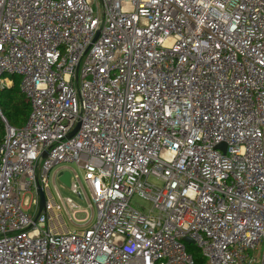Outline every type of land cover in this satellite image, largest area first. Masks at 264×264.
<instances>
[{"label": "built area", "instance_id": "2783aa9c", "mask_svg": "<svg viewBox=\"0 0 264 264\" xmlns=\"http://www.w3.org/2000/svg\"><path fill=\"white\" fill-rule=\"evenodd\" d=\"M14 77L0 264H264V0H0Z\"/></svg>", "mask_w": 264, "mask_h": 264}, {"label": "trees", "instance_id": "16d2710c", "mask_svg": "<svg viewBox=\"0 0 264 264\" xmlns=\"http://www.w3.org/2000/svg\"><path fill=\"white\" fill-rule=\"evenodd\" d=\"M0 107L7 122L15 127L20 128L27 122L31 111L29 100L20 90V79L14 77V84L0 93ZM5 136V123L0 117V144ZM187 250L193 255L195 264H202L204 257L200 250L194 244H186Z\"/></svg>", "mask_w": 264, "mask_h": 264}, {"label": "rangeland", "instance_id": "374dc122", "mask_svg": "<svg viewBox=\"0 0 264 264\" xmlns=\"http://www.w3.org/2000/svg\"><path fill=\"white\" fill-rule=\"evenodd\" d=\"M94 8L95 10H97V4L96 2L94 3ZM71 167L75 168L77 170V173L79 175V177L81 178V180H83V170L82 168L78 167L76 164H72ZM76 178L73 177V180H75ZM58 187H59V190L61 192V195L63 197H71L73 198V200L80 206V208H88L89 210L90 209V206L88 204V201L86 200L85 197L83 198H80L74 191H72L69 186H67L66 184H64L61 180H58ZM52 187H53V190L54 192L56 193V190L52 184ZM57 195V193H56ZM58 196V195H57ZM59 199V197H58ZM132 204L138 208H140L141 206H144V207H148L150 208L151 205L150 203H148V201L138 197V196H134V198L132 199ZM69 226L74 229V225L69 221ZM195 245V244H194ZM264 249V244L261 245V248L260 250L262 251Z\"/></svg>", "mask_w": 264, "mask_h": 264}, {"label": "water", "instance_id": "95a60500", "mask_svg": "<svg viewBox=\"0 0 264 264\" xmlns=\"http://www.w3.org/2000/svg\"><path fill=\"white\" fill-rule=\"evenodd\" d=\"M78 128V127H77ZM220 147H223V149H225V144H221ZM70 172L69 171H65L63 173V175L60 177V180L66 184L67 186H70L71 182H70ZM39 193L41 195V203H40V208L42 209L43 206H44V194H43V191L41 190V188H39ZM185 241L188 243V244H194V240H192L190 237H185Z\"/></svg>", "mask_w": 264, "mask_h": 264}]
</instances>
